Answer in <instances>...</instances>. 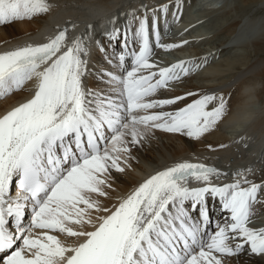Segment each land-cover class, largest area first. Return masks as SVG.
Instances as JSON below:
<instances>
[{
  "label": "bare ground",
  "instance_id": "6f19581e",
  "mask_svg": "<svg viewBox=\"0 0 264 264\" xmlns=\"http://www.w3.org/2000/svg\"><path fill=\"white\" fill-rule=\"evenodd\" d=\"M244 5L0 0V55L62 31L54 53L0 79V115L27 101L63 60L68 71L50 122L95 114L116 128L97 156L52 187L34 216L49 227H25L0 264H62L148 177L183 163L213 172L175 181L142 203L118 263L145 264L143 253L153 255L188 227L202 239L182 264H264V102L257 94L264 87L253 83L264 74V59L253 56L264 50V16L248 17ZM132 82L143 95L128 104L123 90ZM141 235L148 240L135 244Z\"/></svg>",
  "mask_w": 264,
  "mask_h": 264
},
{
  "label": "rangeland",
  "instance_id": "374dc122",
  "mask_svg": "<svg viewBox=\"0 0 264 264\" xmlns=\"http://www.w3.org/2000/svg\"><path fill=\"white\" fill-rule=\"evenodd\" d=\"M235 1L236 2H243L245 4L244 6L249 5L246 9L244 8V14L247 15L248 17L253 18V17H257V16H264V4H259V3L255 2L257 0H235ZM253 56L257 59H264V50L260 51L256 54H253ZM259 69H260V72L261 71L264 72V65H262V67H260ZM247 77L250 81L251 76L248 75ZM254 79H253L254 80L253 83H260V85L264 87V74H262L258 78H254ZM251 83H252V80H251ZM257 94L260 97L259 101L264 102V89L257 90Z\"/></svg>",
  "mask_w": 264,
  "mask_h": 264
}]
</instances>
